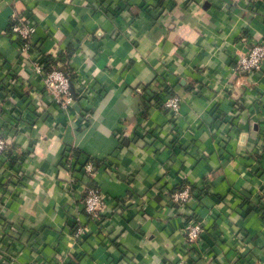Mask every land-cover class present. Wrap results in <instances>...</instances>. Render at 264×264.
I'll return each instance as SVG.
<instances>
[{
  "label": "crops",
  "instance_id": "crops-1",
  "mask_svg": "<svg viewBox=\"0 0 264 264\" xmlns=\"http://www.w3.org/2000/svg\"><path fill=\"white\" fill-rule=\"evenodd\" d=\"M14 14L36 26L28 55ZM261 39L264 0H0V264H264V65L233 72ZM39 59L84 84L67 114L34 75ZM70 147L92 177L65 169ZM186 185L197 194L172 203ZM92 186L98 223L82 211ZM192 221L203 233L189 246Z\"/></svg>",
  "mask_w": 264,
  "mask_h": 264
},
{
  "label": "built area",
  "instance_id": "built-area-1",
  "mask_svg": "<svg viewBox=\"0 0 264 264\" xmlns=\"http://www.w3.org/2000/svg\"><path fill=\"white\" fill-rule=\"evenodd\" d=\"M233 3L246 1L249 5L255 3L256 0H230ZM11 32L19 40V51L28 55L35 42L36 26L33 21L29 20L24 14H14L9 22ZM264 65V39L258 41L246 42L245 45L237 52L233 63V72L238 74L253 73L262 69ZM61 65L57 66L60 67ZM32 71L34 75L40 76L43 82V89L49 96L51 101L62 111L68 113L75 105L78 98H84V84L79 81L77 86L76 81L71 79V75L65 72L62 67L53 68L46 71L43 62L35 60L32 62ZM73 85L76 96L73 95L70 85ZM77 86V87H76ZM135 93L140 96L145 95V90L138 87ZM163 109L170 113L172 119L177 116L180 106V98L175 93H169L161 101ZM0 115H1V97H0ZM82 123H86L91 118L89 109L81 112L78 117ZM9 151V142L0 136V155H6ZM64 166L67 171H82L84 175L92 177L95 173V166L92 161L86 160L80 162V153L75 147L67 149L64 158ZM72 176V175H71ZM70 182L74 183L75 179L71 177ZM197 194V189L186 185L180 189H176L169 193V199L172 203L182 205L188 203L194 195ZM106 209L105 195L97 186L88 187L85 190L82 200V211L89 221L98 223L101 221L103 212ZM89 233L86 225L81 224L76 220L73 236L75 239H81ZM203 233V227L200 222H190L185 228V239L189 246L198 243ZM63 260L56 259L51 264H63ZM28 264H36L34 262Z\"/></svg>",
  "mask_w": 264,
  "mask_h": 264
},
{
  "label": "trees",
  "instance_id": "trees-1",
  "mask_svg": "<svg viewBox=\"0 0 264 264\" xmlns=\"http://www.w3.org/2000/svg\"><path fill=\"white\" fill-rule=\"evenodd\" d=\"M10 28V27H9ZM66 56H68L67 54H66ZM40 60V59H39ZM41 61V60H40ZM41 62H43V61H41ZM43 64H44V68H45V70L46 71H49V70H51V69H53V68H59L60 69V67H57V64H58V61H56V60H51V59H47L45 62H43ZM66 73H68V71H65ZM69 74V73H68ZM70 75V74H69ZM72 79V78H71ZM181 187H179L178 189H180Z\"/></svg>",
  "mask_w": 264,
  "mask_h": 264
},
{
  "label": "water",
  "instance_id": "water-1",
  "mask_svg": "<svg viewBox=\"0 0 264 264\" xmlns=\"http://www.w3.org/2000/svg\"><path fill=\"white\" fill-rule=\"evenodd\" d=\"M63 70H64V69H63ZM70 87H71V91H72L73 95L76 96V91H75L73 85L71 84Z\"/></svg>",
  "mask_w": 264,
  "mask_h": 264
}]
</instances>
